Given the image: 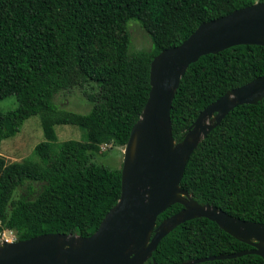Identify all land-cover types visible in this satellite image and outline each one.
<instances>
[{"label":"trees","instance_id":"16d2710c","mask_svg":"<svg viewBox=\"0 0 264 264\" xmlns=\"http://www.w3.org/2000/svg\"><path fill=\"white\" fill-rule=\"evenodd\" d=\"M264 2V0H259ZM257 0H0V152L24 122L40 114L45 140L32 155H0V240L45 233L89 236L121 197L122 169L94 161L103 145L125 146L148 101L153 58L180 45L200 24ZM138 20L154 48L129 54L128 24ZM264 75V46L236 45L201 56L183 76L173 101V136L180 141L199 114L226 92ZM92 85L91 92L87 89ZM80 88L88 114L59 110L61 90ZM76 125L87 140L58 141L57 125ZM105 153V152H104ZM181 186L244 220L264 223V99L234 108L198 145ZM173 204L159 225L181 210ZM252 246L208 218L181 223L154 252L159 264L228 254ZM152 259L147 261L151 264ZM196 264H264L257 254Z\"/></svg>","mask_w":264,"mask_h":264},{"label":"water","instance_id":"95a60500","mask_svg":"<svg viewBox=\"0 0 264 264\" xmlns=\"http://www.w3.org/2000/svg\"><path fill=\"white\" fill-rule=\"evenodd\" d=\"M264 46V2L206 21L180 45L162 50L151 62V90L125 145L121 197L89 236L45 233L24 240H0V264H159L162 239L181 223L208 218L252 246L238 252L190 259L196 264L257 254L264 258V223L244 220L199 202L181 186L191 155L234 108L264 99V75L229 90L206 107L180 141L173 136L171 111L181 80L201 56L236 45ZM183 206L159 225L173 204Z\"/></svg>","mask_w":264,"mask_h":264},{"label":"rangeland","instance_id":"374dc122","mask_svg":"<svg viewBox=\"0 0 264 264\" xmlns=\"http://www.w3.org/2000/svg\"><path fill=\"white\" fill-rule=\"evenodd\" d=\"M130 34L129 54H135L141 50H152L153 43L147 31L141 26L138 20H131L128 24ZM88 90L94 92L92 85H88ZM53 102L59 110H69L81 114H88L93 109L94 103L89 100L84 91L78 87L71 90H61L53 98ZM17 107L15 95L9 96L0 101V108L8 111ZM56 131L58 141L66 140L86 141L87 136L84 130L76 125H57ZM45 140L44 130L42 127L41 116L33 115L28 118L21 127V131L11 138L3 141L0 155L4 156L7 162L21 161L32 155L36 145ZM125 146L103 145L101 152L96 154L94 161L115 169H122L124 162ZM105 152V153H104ZM16 240L17 233L15 230H5L1 239Z\"/></svg>","mask_w":264,"mask_h":264},{"label":"bare ground","instance_id":"6f19581e","mask_svg":"<svg viewBox=\"0 0 264 264\" xmlns=\"http://www.w3.org/2000/svg\"><path fill=\"white\" fill-rule=\"evenodd\" d=\"M8 240H10V239H8Z\"/></svg>","mask_w":264,"mask_h":264},{"label":"built area","instance_id":"2783aa9c","mask_svg":"<svg viewBox=\"0 0 264 264\" xmlns=\"http://www.w3.org/2000/svg\"><path fill=\"white\" fill-rule=\"evenodd\" d=\"M257 1H259V0H257Z\"/></svg>","mask_w":264,"mask_h":264}]
</instances>
